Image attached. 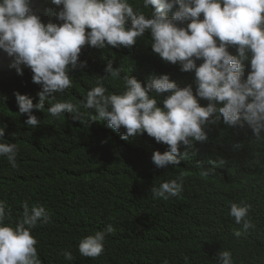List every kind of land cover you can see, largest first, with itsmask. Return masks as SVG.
Returning a JSON list of instances; mask_svg holds the SVG:
<instances>
[{"label":"trees","instance_id":"1","mask_svg":"<svg viewBox=\"0 0 264 264\" xmlns=\"http://www.w3.org/2000/svg\"><path fill=\"white\" fill-rule=\"evenodd\" d=\"M32 8L43 22L59 23L47 11L56 6L47 0H33ZM149 40L146 32L130 48L85 46L79 59L87 61V67L70 72L74 87L63 98L82 100L95 76L105 75L109 60L114 68L123 69L122 76L130 74L141 82L168 74L180 87L192 84L194 73H183L179 65L163 61L152 52ZM9 63L0 52V126H6L4 139L17 143L19 152L15 169L0 157V200L11 210V220L6 221L10 223L22 214L25 201L30 207L45 206L51 222L32 230L41 264H164L165 260L218 264L221 250L232 253L234 264H264V142H256L250 129L229 128L222 122L208 125V139L194 143L196 155L190 154L177 167L158 169L152 153H163L167 145L146 133L125 140L124 129L117 132L106 120L84 124L68 113L54 119L47 113L48 101L43 111L33 110L39 126H27V116L18 114L14 92L29 96L35 104L41 89L32 83L30 69L23 68L20 76ZM248 70L246 64L245 75ZM121 84L105 82L114 92ZM181 174L184 186L179 196L153 198L154 185ZM240 201L251 205L249 216L255 225L246 232L228 215L230 203ZM108 224L115 231L106 235L102 255L81 256L79 240ZM235 231L241 232L239 238ZM64 251H70L73 259L66 260Z\"/></svg>","mask_w":264,"mask_h":264},{"label":"clouds","instance_id":"2","mask_svg":"<svg viewBox=\"0 0 264 264\" xmlns=\"http://www.w3.org/2000/svg\"><path fill=\"white\" fill-rule=\"evenodd\" d=\"M47 2L56 6L47 11L59 23L43 22L32 8L33 0H0V52L10 59L8 66L17 75L23 76V68L30 69L32 83L41 89L35 104L29 96L14 92L18 114L27 116V126H39L33 110L43 111L48 101L47 113L54 119L68 113L84 124L106 120L113 130L124 129L121 138L125 140L146 133L156 143L167 145L163 153H152L158 169L177 167L190 154L196 155L194 143L208 139V125L222 122L229 128L247 127L256 142H264V0ZM146 32L154 54L179 65L183 73H194L192 84L180 87L168 74L141 82L130 74L122 76L123 69L114 68L109 60L105 75L95 76L94 85L81 94L82 100L63 98L74 87L70 72L87 67V61L79 59L85 46L130 48ZM112 81H122L119 91L105 86ZM5 127L0 126V157L15 169L19 148L4 139ZM183 186L181 174L154 185L151 193L154 199L168 200L179 196ZM22 207L14 223L6 222L12 213L6 201L0 200V264H41L32 230L49 224L50 215L42 204L30 207L25 201ZM250 209L244 201L230 203L228 215L245 232L255 228ZM114 231L108 224L81 238L79 254L92 259L101 256L106 235ZM234 236L239 238L241 232L235 231ZM62 255L73 259L70 251ZM217 258L218 264H234L230 251L221 250Z\"/></svg>","mask_w":264,"mask_h":264}]
</instances>
